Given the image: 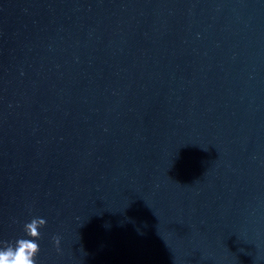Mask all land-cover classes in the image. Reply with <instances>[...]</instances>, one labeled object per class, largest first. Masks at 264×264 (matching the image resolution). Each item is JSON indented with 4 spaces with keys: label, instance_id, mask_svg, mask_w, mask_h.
<instances>
[{
    "label": "water",
    "instance_id": "95a60500",
    "mask_svg": "<svg viewBox=\"0 0 264 264\" xmlns=\"http://www.w3.org/2000/svg\"><path fill=\"white\" fill-rule=\"evenodd\" d=\"M37 264H264V0H0V248Z\"/></svg>",
    "mask_w": 264,
    "mask_h": 264
},
{
    "label": "clouds",
    "instance_id": "9594fccd",
    "mask_svg": "<svg viewBox=\"0 0 264 264\" xmlns=\"http://www.w3.org/2000/svg\"><path fill=\"white\" fill-rule=\"evenodd\" d=\"M46 220L35 217L24 225L25 236L17 239L14 244L8 243L0 248V264H37L40 245L37 242L41 236L40 229Z\"/></svg>",
    "mask_w": 264,
    "mask_h": 264
}]
</instances>
